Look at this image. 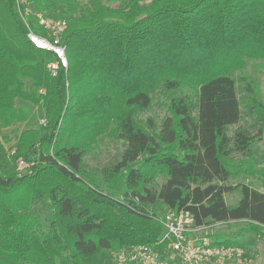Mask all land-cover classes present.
Here are the masks:
<instances>
[{
  "label": "trees",
  "instance_id": "1",
  "mask_svg": "<svg viewBox=\"0 0 264 264\" xmlns=\"http://www.w3.org/2000/svg\"><path fill=\"white\" fill-rule=\"evenodd\" d=\"M38 13L67 23L68 65L55 76L54 54L27 37L28 27L46 35ZM254 61L264 62V0H0V129L27 120L17 100L43 111L12 150L0 138V264H116L112 251L131 245L164 251L168 210L196 226L225 223L207 234L216 245L240 246L245 232L264 239V192L228 183L264 172L233 160L251 157L264 131L249 75L240 78L256 136L228 134L242 115L233 74ZM153 93L167 100L160 126L138 117ZM99 136L124 147L90 168ZM45 200L48 220L32 210Z\"/></svg>",
  "mask_w": 264,
  "mask_h": 264
},
{
  "label": "rangeland",
  "instance_id": "2",
  "mask_svg": "<svg viewBox=\"0 0 264 264\" xmlns=\"http://www.w3.org/2000/svg\"><path fill=\"white\" fill-rule=\"evenodd\" d=\"M241 74H245V76H251V79L254 81L253 84L255 85L254 87L257 90L258 96L264 103V62L254 61L252 65L251 63H247L243 70H238L233 74L236 80L237 95L240 100L242 115L235 125H231L228 128V134L231 136L237 127H243L248 129L252 135L256 136L257 126L254 121V115L249 116L248 114L247 105L245 104V102H247V96L244 90L246 85L240 78ZM16 105L18 108H21L28 114V118L24 122L15 123L10 127L0 129V138L2 139L7 150H12L15 148L18 136L22 130L29 127H36L43 121V111L39 107L31 104L29 101L17 100ZM167 114V100L165 99L164 95L153 93L151 104L149 107L140 111L138 113V117L141 120H145L146 118L150 117L158 126H160L163 118ZM123 147L124 144L121 140H117L116 138H111L109 136H99L90 153L85 156L84 160L87 162L90 168H100L101 166L113 162L119 158ZM233 160L234 162H240L241 160H256L259 161V164L256 165V168L264 169V131L261 135V138L254 143L251 157L247 159H240L238 157ZM262 177H264V172H261L260 176L240 174L230 178L228 183L236 184L246 181L259 191L264 192V178ZM157 181L161 183L163 181L162 177H158ZM224 198L228 205H234L239 199V193L238 191L229 192L225 194ZM47 203L48 200H45L43 202H37L32 206V210L40 211L46 220H48L51 214V210L46 206ZM232 227L234 226L232 225L230 228ZM224 228H227L225 223L210 222L201 228V230L198 232V235H207L208 232L210 233ZM239 241L241 243L239 247H241L246 256L229 262L216 264H264V239L262 237L245 232L244 235L240 237Z\"/></svg>",
  "mask_w": 264,
  "mask_h": 264
},
{
  "label": "built area",
  "instance_id": "3",
  "mask_svg": "<svg viewBox=\"0 0 264 264\" xmlns=\"http://www.w3.org/2000/svg\"><path fill=\"white\" fill-rule=\"evenodd\" d=\"M37 18L46 35H38L28 27L27 37L36 48L54 54L55 58L47 63V68L55 76L60 67L68 65L65 45L61 42L67 23L64 19L48 18L41 13ZM161 224L165 232L160 241L170 239L166 250L160 251L154 244L131 245L112 251L116 264H216L244 257L239 246L216 245L208 235H198L203 226L194 225L193 217L187 211L168 210L161 218Z\"/></svg>",
  "mask_w": 264,
  "mask_h": 264
}]
</instances>
